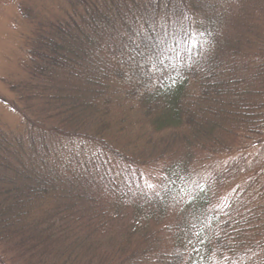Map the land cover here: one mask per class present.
Masks as SVG:
<instances>
[{
  "label": "trees",
  "instance_id": "16d2710c",
  "mask_svg": "<svg viewBox=\"0 0 264 264\" xmlns=\"http://www.w3.org/2000/svg\"><path fill=\"white\" fill-rule=\"evenodd\" d=\"M72 1L91 14L86 31L106 24L118 40L67 17L30 42L17 100L31 106L18 112L21 131L0 128V264H264L237 250L253 225L236 207L249 187L222 206L225 174L213 166L227 156L221 171L239 170L233 155L264 135V101L237 87L239 49L224 41L239 1ZM142 169L157 178L150 194L122 185ZM258 237L247 250L262 249Z\"/></svg>",
  "mask_w": 264,
  "mask_h": 264
},
{
  "label": "rangeland",
  "instance_id": "374dc122",
  "mask_svg": "<svg viewBox=\"0 0 264 264\" xmlns=\"http://www.w3.org/2000/svg\"><path fill=\"white\" fill-rule=\"evenodd\" d=\"M114 0H84V2L98 3L97 7L101 10L111 7V3ZM149 1V0H142ZM153 1V0H152ZM206 3H211L214 0H203ZM239 7L234 8L233 13L235 16L233 19H227L230 23L236 20V25L233 27L228 24H224V41H233L239 52L235 55L236 69L238 70L237 87L241 89L243 85H248L252 92L258 94L261 100L264 101V0H238ZM162 4V3H161ZM86 6H81L78 3H74L72 0H0V128L5 133L12 131L18 133L22 130V118L20 113L23 111L28 103L18 101V91L22 85H25L30 81L29 67L30 57L29 49L30 42L34 39V35L39 32H43L41 27L46 28L54 20H64L67 17L69 19L74 18L81 25L79 30H85L86 33L96 34L98 27L100 33L105 36L104 33H110L111 38L114 41L118 40V34L112 35V30L106 24L99 25L97 28L89 29L86 31V23L89 22L86 14ZM130 11V10H129ZM136 11V10H134ZM94 12V11H93ZM126 9H120L119 14L125 15ZM131 12V11H130ZM110 14V12L100 13ZM83 14V15H82ZM93 14V13H92ZM97 14V13H96ZM104 16V15H103ZM105 17V16H104ZM163 14H160L155 23L161 21ZM165 18V17H164ZM163 18V19H164ZM68 19V18H67ZM162 19V20H163ZM85 20V21H84ZM101 20V18H98ZM165 20V19H164ZM76 22V23H77ZM99 22V21H98ZM48 23V24H47ZM115 23V22H114ZM119 22L114 25L117 27ZM246 24V25H245ZM119 27V26H118ZM106 35V36H110ZM103 36H101L103 38ZM108 39H102V44L106 43ZM243 80V82H242ZM13 88V89H12ZM111 91L120 93L126 91L122 88H115L111 86ZM16 101V109H10L7 105L10 101ZM13 103V102H12ZM264 104V103H263ZM28 104L27 107H30ZM28 112V110H27ZM34 114V113H33ZM137 128V127H136ZM135 128V129H136ZM264 133V127L261 129ZM260 130V131H261ZM136 130H133L135 132ZM166 134H154L153 138L163 137ZM8 138L11 139L8 134ZM263 138L259 145L255 147L256 140ZM11 143V140H9ZM244 145L247 146L244 150L233 155L237 162H240V169L229 174L227 171H221L228 161H231L230 157L224 156L219 158V164L222 166L220 169L218 165H213V160H206V167L214 166L220 172L225 174L219 183V202L222 206H226L227 200L233 197L238 192L241 195L243 189L249 187L245 194L241 197L237 196L239 205L235 203L238 208V216H246L248 212L252 215L250 226L251 230L243 234L246 241L243 247L237 248V250L244 251L243 254L247 256H253L255 254H264V246L260 247L261 250L254 245L251 248L258 251L247 250L249 243H256L260 237V234L264 232V135L256 137L255 142L250 140L244 141ZM15 149L13 143H11ZM27 147L26 145L24 146ZM50 153V152H49ZM48 154V158L44 159L45 162H50L52 154ZM42 156V155H41ZM147 169V168H146ZM121 170L119 167L116 172ZM140 176L137 178L132 173V180L127 175L122 181V185L125 187H132V184L140 185L142 191L150 194L148 191L152 186H157V178H153L154 174L150 170L142 169ZM140 182V183H139ZM136 190L138 187H132ZM115 195V194H114ZM248 201L249 206L244 203ZM245 206V207H244ZM253 222V223H252ZM250 239L249 241L246 239ZM102 252L107 253L113 245L112 241L108 239L104 233L101 236L95 237ZM105 241L108 242L106 245ZM97 259V258H96ZM216 262V260H215ZM217 264H242L243 261L229 255H224L222 259L217 260ZM245 264H251V262H245Z\"/></svg>",
  "mask_w": 264,
  "mask_h": 264
}]
</instances>
